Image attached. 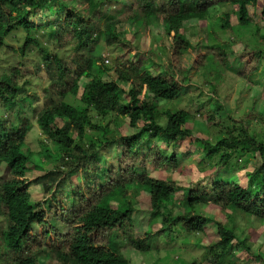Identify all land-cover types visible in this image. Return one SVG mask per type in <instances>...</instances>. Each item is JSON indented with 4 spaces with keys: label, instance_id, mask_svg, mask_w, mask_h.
<instances>
[{
    "label": "trees",
    "instance_id": "16d2710c",
    "mask_svg": "<svg viewBox=\"0 0 264 264\" xmlns=\"http://www.w3.org/2000/svg\"><path fill=\"white\" fill-rule=\"evenodd\" d=\"M259 11L264 21V0H0V49L20 30L23 43L9 50L25 58L36 48L40 59L31 70L47 81L40 95L28 89L31 76L22 62L0 73V109L10 113L9 119L0 115V264H138L177 229L206 235L208 226L216 228L214 241L203 247L208 264H264V249L252 250L245 233L254 223L264 228V141L250 127L264 123V111L252 101L248 113L235 117L214 82L206 83V99L192 104L195 112L161 111L182 90H198L192 76L208 66L234 73L244 92L254 89L257 101L264 99V43H243L238 50L210 41L213 35L220 42L215 20L222 30L231 29L233 17L246 27ZM159 25L161 57L137 43ZM39 33L55 51L44 47ZM100 37L117 51L112 67L94 54ZM70 46L66 57L57 53ZM94 66L109 80L95 79ZM69 97L80 106L66 102ZM25 107L43 137L36 152L25 143L33 125L21 113ZM109 115L115 119L103 123ZM95 117L103 132L96 142L86 131ZM118 118L128 120L132 132L118 134ZM194 127L204 138H196L201 131ZM188 138L194 149L179 152ZM215 155L214 170L186 186L149 174L148 166L185 173L184 162L204 166ZM36 156L52 165L31 180L30 166L41 164ZM31 183L44 192L37 203L31 202ZM138 192L148 198L144 230L134 224L144 213Z\"/></svg>",
    "mask_w": 264,
    "mask_h": 264
},
{
    "label": "rangeland",
    "instance_id": "374dc122",
    "mask_svg": "<svg viewBox=\"0 0 264 264\" xmlns=\"http://www.w3.org/2000/svg\"><path fill=\"white\" fill-rule=\"evenodd\" d=\"M226 8L222 9L221 12H225ZM260 11L257 13V15L254 17V22H251L248 26L242 27L237 25V20L235 17H233L230 21L231 29H221V23L218 20H215V22H212L214 25V29L216 31H220L219 41L216 42V39L213 35L210 36L212 44L217 43H229L232 45L235 49H242V44L247 43L250 46L256 45L258 42L264 43V40L261 39V36L264 35V21L260 18L259 15ZM212 21V20H211ZM209 21V22H211ZM259 28V32L256 28ZM124 32H129L130 27L129 25H124L123 27ZM151 34L149 36L141 35L137 39V43L143 50H149L153 54L161 57L162 47L161 43L164 41L163 37V29L162 26H155L151 27L150 29ZM39 40L41 43H43L44 47L47 48L50 52L55 51V48L53 49V43L49 40V38L46 35H43L42 33L37 34ZM128 38L133 39V36L130 35V33L127 34ZM24 34L20 31H14L6 40V48L5 46L0 49V73L6 71L7 64H14L17 62H22L24 64L25 70L27 72H30V78H29V86L28 89L32 92H36L38 94H42V89L46 87L47 81L44 77L45 75H36L35 72H33L32 67H34L37 62L40 59V53L36 48H33L31 53H27L25 58H20L18 54L16 56H13V54L9 48L17 50L20 48L21 44L23 43ZM196 39V38H194ZM97 42H95L96 50L94 52L96 58L106 59L105 65L107 67H112L115 65V55L117 54V51L113 49H107L104 46L103 39L97 38ZM218 41V40H217ZM72 46L63 48L62 50H57V53H59L61 56L66 57L68 54L72 52ZM162 56H164V53H162ZM14 62V63H13ZM187 62H189V58H187ZM93 77L96 79L98 77H103L104 80H109L106 76H104L97 68V66L93 67L92 70ZM213 74V77H210L209 75ZM193 80H196L201 84V87L198 90L189 91L188 89L182 90V92L178 95L177 99L173 101L170 104H164V108L161 110L162 113H165L166 109H173V110H182L186 112H195L197 110V107H193L192 104L197 100H205L206 99V91L209 89V86L206 85V83L214 82L218 93V96H220L222 99H224L226 106L229 107V109L233 112V115L235 117H243L244 114L248 113L250 108L252 107V101L253 105L256 106L257 109L264 111V99L260 102L257 101L259 96L254 93L253 90H247L243 91L244 84L242 81L237 80L234 76V73H230L227 71H220L212 66L205 67L198 72H196L195 75L192 76ZM191 89H195V87H191ZM254 95V98L252 96ZM66 102L73 105L74 107L80 106V103L77 98L69 97L66 98ZM257 102V104H256ZM256 104V105H255ZM23 115L31 117L32 122V130L28 133V135L25 138V143L30 147L31 150L39 151L42 150V146L40 145L41 142H43V137L41 136V133L39 129L37 128L35 124V119L32 116V112L25 107L24 110L21 111ZM0 115H2L4 118L9 119L10 113L7 110L0 109ZM115 119L114 115H109L107 118L103 121V123L112 122ZM200 124L204 123L203 119L198 120ZM100 123V120L95 117L92 119V128H89V125L87 126V135L89 136V140L96 142L97 138L102 139V130L98 129V124ZM206 123V122H205ZM116 124L118 125L116 128V132L118 134L125 135L126 133L132 132V130L128 126V120L118 118L116 119ZM114 125V124H113ZM116 127V125H114ZM250 127L253 131L257 133V137L261 138V140L264 141V123H258L257 121H252L250 123ZM195 129L201 131L196 133V138H204L202 136V130L198 129V127H194ZM206 134V133H205ZM192 141V138H188L183 141L179 145V152L187 153L189 151H192L194 149V145L190 146L189 142ZM171 145V144H169ZM51 153H54L52 151V147H50ZM171 149H169V152ZM109 152H111L109 150ZM190 155V154H189ZM197 156L194 155L193 159H196ZM187 158H185L186 160ZM218 159V156L215 155L212 157V159L205 160L206 163L203 165H193L190 162H184V169L183 171L185 173H181L180 171L182 169L172 171V170H161V171H154L150 166L149 168V174L153 178L159 177L163 180L168 181H174L179 184H182L183 186L188 185L190 182L194 181L195 179H201L203 175L210 173L214 170V164H216ZM40 161L41 164L36 163L37 165H31V172L27 174V177L32 179H35L44 173H46L47 167L52 165V162H50L49 159H44L42 156L40 158H37V156L34 158V161ZM183 160V161H185ZM239 165L243 164V161L238 162ZM251 165V162L249 166ZM241 184V183H240ZM29 194L31 196V202H39L44 199V192L42 190L41 185L31 183L29 188ZM137 201H139L138 206L144 210L143 216L137 219L134 224L137 226V228L144 230L146 228L147 223V217H148V204H147V195L145 192H138ZM132 196V195H130ZM201 210L204 211V214L211 217V218H220L222 221L225 219L216 212L211 207H199ZM237 227L240 226L242 228L245 227V222L241 219H236ZM208 229H210V232L206 235L203 234H186L183 230L177 229L175 231L172 239L168 242L164 241L162 238L159 239V249L157 253H151V255H148L146 257H143L141 260V263L138 264H191L193 261L200 262V264H208L203 259V247L208 245L210 242L214 241L213 232H216L215 226H208ZM157 229V228H155ZM212 232V233H211ZM245 233H248L250 235L249 242L251 245L252 250H257V247H261L264 249V228L259 223H254L251 228H246ZM199 245H198V244ZM125 248V247H124ZM264 253V250H262ZM239 257L244 258V256Z\"/></svg>",
    "mask_w": 264,
    "mask_h": 264
},
{
    "label": "clouds",
    "instance_id": "9594fccd",
    "mask_svg": "<svg viewBox=\"0 0 264 264\" xmlns=\"http://www.w3.org/2000/svg\"><path fill=\"white\" fill-rule=\"evenodd\" d=\"M104 62L106 63V59L104 60ZM105 154L109 157V153L108 152H105Z\"/></svg>",
    "mask_w": 264,
    "mask_h": 264
}]
</instances>
